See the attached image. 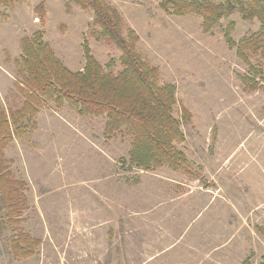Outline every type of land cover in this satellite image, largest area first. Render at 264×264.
Masks as SVG:
<instances>
[{
	"label": "rangeland",
	"instance_id": "obj_1",
	"mask_svg": "<svg viewBox=\"0 0 264 264\" xmlns=\"http://www.w3.org/2000/svg\"><path fill=\"white\" fill-rule=\"evenodd\" d=\"M103 1L119 13L122 34L136 32V48L158 69L159 84L176 86L173 114L180 119L185 109L190 118L180 119L185 140L175 145L196 175L166 166L128 169L121 161L130 146L128 135L107 139L103 117L48 102L34 129L4 149L11 175L27 184V209L19 225L40 244L32 256L14 258L5 241L11 231L5 228L0 264H139V237L147 255L154 248L150 233L164 240L180 236L183 242L197 229L205 231L204 220L213 222L212 235L225 242L199 264H264V236L257 230L264 226V88L244 91L238 78L244 65L221 27L203 32L198 15L167 13L160 0ZM230 20L234 40L258 26L236 12L221 26ZM38 30L71 70L82 69L83 41L105 71L121 68L120 50L98 36L92 12L71 0L0 5V108L5 112L22 102L14 64L20 38ZM179 246L175 256L183 253ZM174 255L146 257L143 264H169Z\"/></svg>",
	"mask_w": 264,
	"mask_h": 264
},
{
	"label": "trees",
	"instance_id": "obj_2",
	"mask_svg": "<svg viewBox=\"0 0 264 264\" xmlns=\"http://www.w3.org/2000/svg\"><path fill=\"white\" fill-rule=\"evenodd\" d=\"M14 1L0 0V5L8 6ZM71 1L92 12L98 36L120 50L121 68L115 73L105 71L83 41L82 69L71 70L55 55L41 31L20 38V55L14 64L22 102L10 112L0 108V234L5 228L11 231L5 241L14 258L35 254L40 240L32 238L19 225L27 209V184L11 175L4 149L14 138L20 139L34 129L39 111L48 102L57 109L67 104L78 115L103 117V135L107 139L117 133L128 135L127 157L121 159L128 169L151 171L166 166L196 175L175 145L185 140L180 119L188 122L190 118L185 109L180 119L173 114L176 86L159 84L158 69L137 50L138 36L134 30L122 34L121 18L114 8L103 0ZM158 3L162 10L173 15H198L203 32L221 27L226 44L244 65V72L238 77L244 91L264 88V0H160ZM233 12L242 20L256 21L257 29L232 39L234 21L221 26V20L228 19ZM105 66L110 68L111 63ZM257 230L264 236V226H257Z\"/></svg>",
	"mask_w": 264,
	"mask_h": 264
},
{
	"label": "crops",
	"instance_id": "obj_3",
	"mask_svg": "<svg viewBox=\"0 0 264 264\" xmlns=\"http://www.w3.org/2000/svg\"><path fill=\"white\" fill-rule=\"evenodd\" d=\"M153 191L157 195L162 193V191H160L159 189H154ZM164 193H167V192H164ZM175 198L176 197H173V198L171 197L170 199H175ZM189 208H191V206ZM185 210L189 211L188 206L186 207ZM145 211L146 210L142 211L143 214L146 213ZM148 218H150V217H148ZM208 221H210V220L202 221V225L205 226V231L200 233L197 229V231L194 232L193 235L191 234L188 239H184V241H183L184 243L181 242L180 236H178V238L174 237L172 240H169V239L164 240V239H159L158 236H153L150 233V235H149V238H150L149 242L150 243L149 244H154V246H153L154 248H152L153 252L148 253L147 255H146V252L145 253L143 252V250H144V249H142L143 246L141 247L143 242H142L141 238L139 237L138 238V242H139L138 247L140 250L139 251V257L142 258V260L139 262V264L145 263L146 259H143V258H146V257H148V258L153 257L154 258V257H157L159 255H161V256L162 255L166 256V254H170V255L173 254L174 255V253L176 252V250H174V249L178 244H180L178 251L180 250V247H181L183 253L181 251H179V253L176 256L174 255L175 258H171V261L169 260V262H168L169 264H175V262H180V264H187V262H188V264H199L201 257H203L205 255L209 256L210 252L219 250L220 247L222 246V244L225 242L224 237H218L216 239L212 235L213 232H211L210 227H213L214 225H213L212 221H210L211 223ZM148 224H151V223H148ZM139 236H140V234H139ZM165 238H167V237H165ZM144 239H146V238H144ZM177 240H180V243L175 244V242ZM144 247H147V246L144 245ZM147 249H150V248H147ZM167 250H169L171 252L170 253L166 252ZM185 251L188 253L187 256H184Z\"/></svg>",
	"mask_w": 264,
	"mask_h": 264
}]
</instances>
